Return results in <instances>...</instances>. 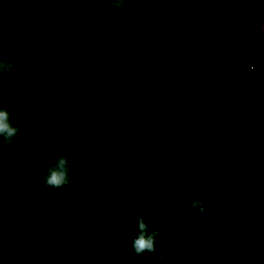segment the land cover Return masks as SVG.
<instances>
[{"label": "trees", "instance_id": "16d2710c", "mask_svg": "<svg viewBox=\"0 0 264 264\" xmlns=\"http://www.w3.org/2000/svg\"><path fill=\"white\" fill-rule=\"evenodd\" d=\"M0 48L22 138L0 153V264H264V0H0ZM55 143L59 189L38 177ZM137 215L163 262L134 254Z\"/></svg>", "mask_w": 264, "mask_h": 264}, {"label": "clouds", "instance_id": "9594fccd", "mask_svg": "<svg viewBox=\"0 0 264 264\" xmlns=\"http://www.w3.org/2000/svg\"><path fill=\"white\" fill-rule=\"evenodd\" d=\"M25 61L31 62L27 54L24 55ZM21 58L16 57L9 60L3 59V51L0 48V153L3 152L5 147H11L14 142H19L21 128L12 123V114L9 108L3 106L2 88L5 75L11 74L16 66L20 63ZM69 134L71 139V127L65 130ZM75 142L74 140L72 141ZM70 148V144L55 143L53 147L49 148L48 162L49 167L42 170L38 177L41 179L46 187L59 189L63 186L71 183L75 177L71 174V161L66 155V152ZM24 173H29L27 169H23ZM21 187L31 189L32 185L25 180L24 175L18 177ZM162 197L167 195V192L161 193ZM186 206L192 210H198L201 214L205 212L203 201L198 199L195 195L189 194L186 199ZM137 229L136 235L132 239V249L136 256L143 258L145 253L157 254L161 262L164 261V254L162 251L158 252L157 243L160 235L159 229H149L148 223H146L142 215H137ZM180 220L176 221L179 225ZM3 236L0 231V262L3 260ZM203 254L207 255V250H203ZM23 264V262H22Z\"/></svg>", "mask_w": 264, "mask_h": 264}, {"label": "rangeland", "instance_id": "374dc122", "mask_svg": "<svg viewBox=\"0 0 264 264\" xmlns=\"http://www.w3.org/2000/svg\"><path fill=\"white\" fill-rule=\"evenodd\" d=\"M178 3H183L184 0H177ZM201 22L203 24V26L207 29V30H210L211 29V22L208 18H205V16H203L201 18Z\"/></svg>", "mask_w": 264, "mask_h": 264}, {"label": "built area", "instance_id": "2783aa9c", "mask_svg": "<svg viewBox=\"0 0 264 264\" xmlns=\"http://www.w3.org/2000/svg\"><path fill=\"white\" fill-rule=\"evenodd\" d=\"M154 7L152 6L151 9H153ZM251 69H253V67H251Z\"/></svg>", "mask_w": 264, "mask_h": 264}]
</instances>
